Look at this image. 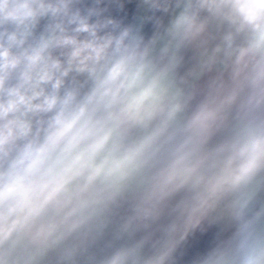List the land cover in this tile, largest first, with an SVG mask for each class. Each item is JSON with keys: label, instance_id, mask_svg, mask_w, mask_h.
Instances as JSON below:
<instances>
[{"label": "clouds", "instance_id": "9594fccd", "mask_svg": "<svg viewBox=\"0 0 264 264\" xmlns=\"http://www.w3.org/2000/svg\"><path fill=\"white\" fill-rule=\"evenodd\" d=\"M0 264H264V0H0Z\"/></svg>", "mask_w": 264, "mask_h": 264}]
</instances>
